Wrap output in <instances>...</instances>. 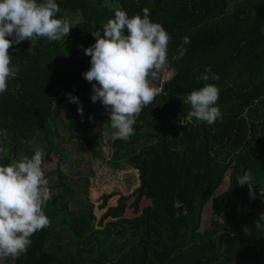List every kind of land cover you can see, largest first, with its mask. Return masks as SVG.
<instances>
[{
  "label": "trees",
  "instance_id": "1",
  "mask_svg": "<svg viewBox=\"0 0 264 264\" xmlns=\"http://www.w3.org/2000/svg\"><path fill=\"white\" fill-rule=\"evenodd\" d=\"M56 3L58 18L67 11L79 16L67 37L25 40L9 49L16 74L0 94V165L31 157L35 138L44 159L52 160L60 145L50 141L48 127L66 107L74 127L84 121V127L98 133L77 145L97 161L107 147L115 148L117 159L124 150L137 163L139 183L128 191L109 185L99 190L94 212L73 214L71 199L87 195L88 177L94 173L78 170L75 174L86 178L72 183L59 166L58 181L51 185L59 190L44 208L50 226L31 238L14 264H264V221H259L264 214L259 191L264 189V0ZM116 7L129 17L143 15L146 7L150 19L169 33L164 67L170 76L136 118L134 135L110 144L108 113L99 101H91V84L82 76L90 68L83 49L95 43L91 32L113 18ZM185 36L190 43H183ZM68 37L80 48L63 57L58 50ZM182 49L186 53L176 59ZM207 67L219 77L208 81L219 89L221 118L212 125L189 119L190 106L184 103L188 93L203 86L197 77ZM68 94L79 104L69 102ZM82 105L93 108L80 114ZM141 139L151 145L133 156L144 145ZM248 170L255 198L249 197L247 185H237V177ZM224 182L227 188L217 193ZM208 202L212 223L202 230ZM66 231L77 243L75 250L64 243Z\"/></svg>",
  "mask_w": 264,
  "mask_h": 264
},
{
  "label": "clouds",
  "instance_id": "2",
  "mask_svg": "<svg viewBox=\"0 0 264 264\" xmlns=\"http://www.w3.org/2000/svg\"><path fill=\"white\" fill-rule=\"evenodd\" d=\"M143 15L114 8V17L91 32L95 43L83 49L90 57V68L82 73L91 84L93 103L99 101L106 109L113 139L127 141L134 135V125L141 110L151 104L161 91L150 84L159 78L160 69L168 63L169 33L160 23L150 19V9ZM56 0H0V94L7 91L8 81L15 76L9 49L25 40L46 37L50 41L64 39L72 25L66 17L58 18ZM183 43H190L185 36ZM187 49H182L180 59ZM197 79L203 86L188 93L184 103L190 106L188 118L212 125L221 118L217 105L219 89L210 80L219 77L205 68ZM93 81L95 83H93ZM69 95V102L79 104ZM55 107V105H54ZM82 107L77 112L82 114ZM44 151L35 148L31 157L21 156L7 165H0V260L18 258L27 252L31 238L50 226L44 208L52 198V190L43 169ZM251 171L237 177V185L248 186L250 198H255ZM264 201V189H260ZM259 221H264L261 214ZM255 222V227L260 223ZM247 234L249 229L243 227Z\"/></svg>",
  "mask_w": 264,
  "mask_h": 264
},
{
  "label": "rangeland",
  "instance_id": "3",
  "mask_svg": "<svg viewBox=\"0 0 264 264\" xmlns=\"http://www.w3.org/2000/svg\"><path fill=\"white\" fill-rule=\"evenodd\" d=\"M65 17L70 21L71 24L78 22L79 20L78 14L73 11L65 12ZM79 48V44L68 37L59 48L58 52L61 56L66 57L71 50ZM158 76L159 78L156 80L149 78L150 84L153 87L157 86L159 89H161V83H163L164 80L170 76V71L163 66L160 69ZM82 107L85 113H87L90 108H93L92 106L87 105H82ZM59 116L60 119L58 121L52 125H49L47 136L51 142L60 145V151L51 154L52 160L49 161L44 159L43 164V169L45 175H47L46 178L49 181V187L52 190V193L59 190L57 188L51 187L52 184H55L58 181V175L56 171L59 170V166L60 169L64 171L65 176L63 175V177L69 176V180L71 182L74 179H77L78 182H82V179L86 178V176L82 174V176L75 174V172L78 170L86 172L87 170L92 169L94 173L88 177L87 195L79 197L77 194L71 199L73 214H79L85 210H93L94 212L96 207L95 198L99 190H103L109 185H123L125 190L128 191L132 186H135L137 183H139L137 168H135L137 163H135L133 160H130L127 152L121 150L119 154L121 158L117 159V157H114L115 148H111L110 146L107 147V150L105 149L101 161L94 160L91 156V152L86 148L77 145V141L89 138L91 134H98L96 133L97 130L95 129L94 132L88 130L87 127L83 126L84 121L78 122L74 127L70 122H68L69 114L66 107H62V109L59 111ZM114 131L115 129H113L111 126L110 131H107L108 136L111 138V142H109L110 144L113 142V140H115L113 139ZM36 139L37 138H35V140ZM34 141L31 144V148H39L41 143L37 144V142ZM143 141L144 140L142 139L139 141V144L144 143V145L137 146L136 149L138 151L136 154H133V156L137 155L141 151L140 149L144 147L147 148L151 145V141H149V143H145ZM76 153L77 155H75ZM103 178H105V180L101 181ZM226 188L227 185L224 182L217 189V193L225 190ZM94 190H96L95 195L93 194ZM90 197L94 199V204L88 199ZM210 213V202H208L204 211L202 230L212 223ZM63 238L64 243H71V245H68L67 248L70 250H75L77 243L72 240L71 234L68 231L64 232ZM14 262L15 258H9V260H0V264H14Z\"/></svg>",
  "mask_w": 264,
  "mask_h": 264
}]
</instances>
